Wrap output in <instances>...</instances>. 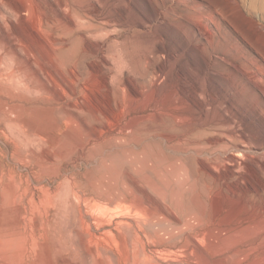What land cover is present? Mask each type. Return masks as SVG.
Instances as JSON below:
<instances>
[{
  "label": "rangeland",
  "instance_id": "1",
  "mask_svg": "<svg viewBox=\"0 0 264 264\" xmlns=\"http://www.w3.org/2000/svg\"><path fill=\"white\" fill-rule=\"evenodd\" d=\"M258 160L264 9L0 0V264H258L233 255Z\"/></svg>",
  "mask_w": 264,
  "mask_h": 264
},
{
  "label": "bare ground",
  "instance_id": "2",
  "mask_svg": "<svg viewBox=\"0 0 264 264\" xmlns=\"http://www.w3.org/2000/svg\"><path fill=\"white\" fill-rule=\"evenodd\" d=\"M249 5L251 8L257 7L263 10L264 0H249ZM197 109L201 110L200 107ZM200 126L204 128L203 124H201ZM242 138H244V134L243 133L237 134L236 130L233 129V164H235L234 166L242 165V164L246 165V163L243 161V158L247 157L248 153L245 149L239 146L241 145L240 143L245 142V140H242ZM247 169L250 175V177L248 178L250 180H253L255 183L251 182L242 188L244 194H246L247 196L246 199H248V201L246 202H248V204L243 201L240 202L239 210L241 209H245V210L247 209V210L244 215H240L238 217L235 216L236 212H233V226H235L236 229L241 232V234L246 235L249 239L248 241L241 243L239 247L233 248V255L240 254L246 257H251L258 264H264V161L258 160L257 165L249 166ZM240 175H241L240 173H236L233 170V181L239 178ZM257 199H259L258 200L260 202L259 204L255 203V200ZM245 204H247V207L244 206L243 208V205ZM233 233L235 232L233 231ZM132 238L128 237V241H127V243L131 246H133V240H134V239L132 240ZM133 251L135 250L133 249ZM103 253L107 259H110L111 255L109 253L105 251H103Z\"/></svg>",
  "mask_w": 264,
  "mask_h": 264
}]
</instances>
